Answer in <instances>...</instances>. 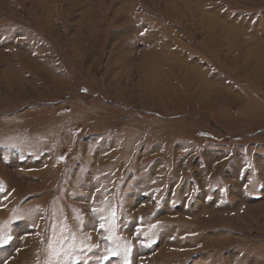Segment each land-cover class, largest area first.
Returning a JSON list of instances; mask_svg holds the SVG:
<instances>
[{
  "label": "rangeland",
  "instance_id": "obj_1",
  "mask_svg": "<svg viewBox=\"0 0 264 264\" xmlns=\"http://www.w3.org/2000/svg\"><path fill=\"white\" fill-rule=\"evenodd\" d=\"M0 264H264V0H0Z\"/></svg>",
  "mask_w": 264,
  "mask_h": 264
},
{
  "label": "bare ground",
  "instance_id": "obj_2",
  "mask_svg": "<svg viewBox=\"0 0 264 264\" xmlns=\"http://www.w3.org/2000/svg\"><path fill=\"white\" fill-rule=\"evenodd\" d=\"M204 208H206V207H204ZM240 219V218H239ZM239 221V223H240V220H238ZM237 226V225H236Z\"/></svg>",
  "mask_w": 264,
  "mask_h": 264
}]
</instances>
